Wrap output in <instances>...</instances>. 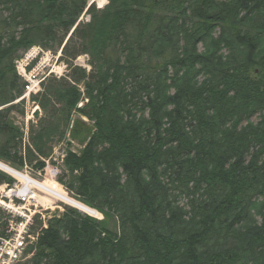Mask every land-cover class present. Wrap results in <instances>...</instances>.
Returning a JSON list of instances; mask_svg holds the SVG:
<instances>
[{
  "label": "trees",
  "instance_id": "16d2710c",
  "mask_svg": "<svg viewBox=\"0 0 264 264\" xmlns=\"http://www.w3.org/2000/svg\"><path fill=\"white\" fill-rule=\"evenodd\" d=\"M86 7L0 0V161L37 160L30 148L23 158L11 120L23 113L15 59L65 45L70 80L51 78L34 97L44 117L31 142L47 158L74 111L94 123L64 164L69 190L105 215L67 210L26 264H264V0H109L66 43ZM86 53L89 74L72 67ZM12 182L0 172V185Z\"/></svg>",
  "mask_w": 264,
  "mask_h": 264
},
{
  "label": "built area",
  "instance_id": "2783aa9c",
  "mask_svg": "<svg viewBox=\"0 0 264 264\" xmlns=\"http://www.w3.org/2000/svg\"><path fill=\"white\" fill-rule=\"evenodd\" d=\"M101 7V4L98 5V8ZM59 58L60 54L33 47L15 62L16 72L25 84V96L41 92L43 82L50 76L60 78L64 75L58 70L63 71L66 67H56ZM80 63L77 61L75 66H80ZM52 65L53 68H49ZM36 174L39 178L33 179L36 184L55 187L61 171L49 160L45 168ZM44 192L20 180L12 185L0 186V215L4 217L0 218V264H23L31 258L29 249L37 244L44 230L48 229L49 221L60 217L56 215L57 212H64L61 207L64 203Z\"/></svg>",
  "mask_w": 264,
  "mask_h": 264
},
{
  "label": "rangeland",
  "instance_id": "374dc122",
  "mask_svg": "<svg viewBox=\"0 0 264 264\" xmlns=\"http://www.w3.org/2000/svg\"><path fill=\"white\" fill-rule=\"evenodd\" d=\"M85 1L87 2V6L88 7H90V5L91 6L93 5L97 10L100 9L97 6L100 5L101 0H85ZM222 1H224V0H222ZM108 3H109V0H108ZM104 9H106V8H102V10H99V11H103ZM84 14H82L80 16L78 22L76 23V25H75V27L73 29H75L77 27L78 23H80L82 25H85V24H89L91 22L92 15H90V14L87 15L86 13H84ZM213 38L217 42L222 41L220 39V30H217L216 32L213 33ZM262 40L264 41V37H263ZM208 45H209V43H208ZM208 45L202 44L199 47V53L205 54L206 53L205 50H206ZM37 46H39V45H37ZM211 46L212 45H210V47ZM39 47H41V49H43L44 51H51L55 55L60 53L61 49H62V48L60 50H57V49H45L42 46H39ZM220 48H221V50H219L217 52L216 56L218 58H221V60H223L224 62H226L225 57L229 55V52H228L227 48L224 46V44H221ZM214 49H215V47H213V50ZM23 53L24 52H22L19 57H21ZM84 56H86L87 60H89V65H92L91 64L92 58H91L90 54L86 53V54H84ZM41 57H43V56H41ZM63 65L65 67H67V70H66L65 74L60 79L70 80V78H69V75H70V72H71V69L69 67L70 65L68 64V62L66 60H63L62 56H61V59L59 60V64L56 67H62ZM53 66L54 65H52L49 68H53ZM80 66L84 70L85 69L84 66H86V64L84 62H81ZM80 66H77V67L79 69H82ZM72 67L73 68L76 67L75 63H72ZM51 70H53V69H51ZM51 70H49V71H51ZM54 70H55V68H54ZM86 70L87 69H85V71ZM255 74H258V71H256ZM51 78L56 79L55 76H51ZM51 78H49V79H51ZM60 79H58V80H60ZM204 79L205 78L202 75H200L198 77L199 82L203 81ZM23 85H24V83H23ZM76 86L81 92H84V84L83 83L82 84L81 83L77 84ZM42 92H43V90L41 91V93ZM23 96H25L24 92H23ZM22 97L18 101H16L14 103V105H18L19 109L23 110V113L20 112V111H14L11 114V120H12L13 125L17 129H19L20 132L22 133V150H21V153H22L23 158L26 160V149L30 148L31 151L34 153V155H36V159L37 160L33 164H29V163L25 162V166L22 167V168H19V167H16V166H12L10 164H8V165H10V167H12V169L17 171L18 173L24 174V175H26V176H28V177H30L32 179H36L37 180L39 178H38V176L36 174V170L37 169H43L45 167V163L48 162L51 159V163L52 164H55V165L59 166L60 171H62V177H63V178L61 177L63 179V181L57 182V185H55L56 186L55 188L57 190H61L68 197H70L71 199L75 200L76 202L82 203L79 200V198H77L75 196V194L69 190V188L67 186L69 178L67 176L68 172L66 170V167H65L64 163H65V160L67 159V157L69 156V154L81 155V152L84 149H86L87 145L89 144V142L91 140L92 135L94 134V130H95L94 123L90 122L85 117L83 118L79 114V112L74 111L72 113L71 118H70V122L68 124V127H66V128L64 127V128L61 129L62 131L63 130L65 131V136H64L63 140L59 141L57 136H52L53 135V133H52L51 142L48 145L49 147H52V151H51L50 155L47 158L42 157L41 155L38 154V151H36V149L33 147L32 142H31V138L34 137V136L36 137L37 133L39 132V121L44 116H43V113L41 111V116L39 117L38 120L35 119L34 117H32L31 113H32V111L34 110V108L38 104L35 101L34 96L33 97L25 96L24 97L25 99L21 100ZM87 104H88V100L84 97L82 102L80 103V105H78L77 108L79 109V108H81L83 106H86ZM79 121L84 124V128L83 129H79V130L76 131L75 128L77 127ZM259 121H260L259 118H253L252 120H250V122H246V123L241 124L239 126V128L241 129V128L246 127V126H248L250 124L257 125ZM39 162L42 163L43 166L38 168V167H36V165ZM4 175H6L8 178H10L13 181L12 183H18V181H19L15 177H12V176L7 175V174H4ZM41 181H44V179H41ZM85 206L90 208V209H92V210H94V211H96L97 214H96L95 218L89 217L88 214L82 213L78 209H76V208H74L72 206H69V205H66V204H61V207L64 208L65 211L72 210L74 212H77V213L81 214L84 217L91 218V219L96 220V221H104L105 220V215H104V213H102V211H100V210H98L96 208H93V207H89L87 205H85ZM58 214H59V212H58ZM1 217H2V219L4 218L2 215H0V218ZM2 219H0V220L2 221ZM258 222L261 223V218H258ZM33 254H34L33 257L29 260V262L32 261L35 258L36 250H34Z\"/></svg>",
  "mask_w": 264,
  "mask_h": 264
},
{
  "label": "bare ground",
  "instance_id": "6f19581e",
  "mask_svg": "<svg viewBox=\"0 0 264 264\" xmlns=\"http://www.w3.org/2000/svg\"><path fill=\"white\" fill-rule=\"evenodd\" d=\"M100 4H101V6L103 8H106L109 3H108V0H101ZM75 29H73V30H75ZM73 30H72L71 34L68 36V38L66 40V43L68 42L69 38L73 34V32H74ZM62 51H63V48L61 49V52L60 53L56 54V55H59L60 54L59 60L61 59ZM26 52H27V50L24 51V53L22 54L21 57H23V55ZM21 57H18L15 60H17V59H19ZM77 61L84 62L86 64V66L84 67L85 69H87L86 72L88 74L91 73V71H92V65H89V60H87V57L84 56V54L80 55L75 60H73L74 63H76ZM57 68H61V67H57ZM75 68H78V67H75ZM66 70H67V67L63 71H61V69L58 70V71H59V73H61L63 75V74H65ZM82 70H83V68H82ZM35 109H39V108L38 107H35ZM0 172H2L4 174H7V175H10L12 177H15V178L19 179L20 181L27 183L29 186H34V187L38 188L39 190H45L44 193L48 192L53 198L61 201L62 203L66 204V205H69V206H72V207L78 209L82 213H85V214H88V215H91V216L93 215V216L96 217L95 212L91 211L90 208L86 207L84 204H82L80 202H76L75 200L71 199L65 193H63L61 190H57L55 188L56 186L53 187V186H51L49 184H45L44 185V184H41V183H37L36 184V181H34L33 179L29 178L28 176H26L24 174L18 173L17 171H15L14 169H12V167H10V165H8V164H6L4 162H1V161H0Z\"/></svg>",
  "mask_w": 264,
  "mask_h": 264
},
{
  "label": "water",
  "instance_id": "95a60500",
  "mask_svg": "<svg viewBox=\"0 0 264 264\" xmlns=\"http://www.w3.org/2000/svg\"><path fill=\"white\" fill-rule=\"evenodd\" d=\"M34 116L38 119L40 117V112H36Z\"/></svg>",
  "mask_w": 264,
  "mask_h": 264
}]
</instances>
